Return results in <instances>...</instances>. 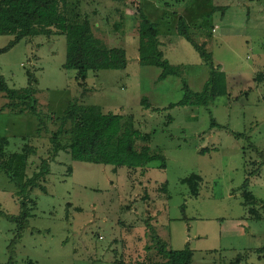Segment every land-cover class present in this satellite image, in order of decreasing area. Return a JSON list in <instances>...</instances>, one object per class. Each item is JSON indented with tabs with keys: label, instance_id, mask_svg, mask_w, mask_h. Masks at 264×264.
<instances>
[{
	"label": "rangeland",
	"instance_id": "rangeland-1",
	"mask_svg": "<svg viewBox=\"0 0 264 264\" xmlns=\"http://www.w3.org/2000/svg\"><path fill=\"white\" fill-rule=\"evenodd\" d=\"M139 9L158 25L164 59L182 68V78L160 81L159 68L139 64ZM80 11L106 45L126 50L128 67L90 72L82 88L77 72L63 69L64 36L28 38L0 54V76L11 89L27 88V72L35 74L44 120L38 135L37 117L0 112L8 153H19L26 143L38 149V156L10 161L16 181L31 178L46 158L59 126L51 117L78 102L131 116L137 130L152 135L150 147L167 167L114 168L60 153L46 192L37 188L30 195L36 206L27 203L28 225L17 243L19 189L0 172V264H155L159 240L173 251L189 244L194 264H234L239 256L241 264H264L256 253L264 249V210L262 219H253L242 188L250 178L249 192L264 205V167L249 177L251 164L260 161L254 148L264 152V80H257L264 77V0H82ZM180 16L227 76L228 95L208 108L169 109L185 99L184 84L201 93L210 77L197 50L176 32ZM12 39L0 36V49ZM143 98L159 111L144 108ZM7 103L0 94V110ZM212 118L228 129L213 128ZM193 175L203 180L197 197L183 184Z\"/></svg>",
	"mask_w": 264,
	"mask_h": 264
},
{
	"label": "trees",
	"instance_id": "trees-1",
	"mask_svg": "<svg viewBox=\"0 0 264 264\" xmlns=\"http://www.w3.org/2000/svg\"><path fill=\"white\" fill-rule=\"evenodd\" d=\"M81 4L82 0H0V36L13 38L5 48L0 49V54L7 53L28 38L64 36L67 40V59L63 69L77 72L80 87H87L90 72L126 70L128 67L126 50L109 47L96 36L97 28L89 16L81 14ZM137 18L139 20L137 27L139 64L159 68L160 81L172 76L182 78L184 75L182 68L172 66L164 59L160 49L158 25L152 22L141 9ZM214 30L215 28H212V34ZM177 33L197 50L209 68L210 77L201 93L193 92L183 83L185 99L169 106V109L195 106L208 108L218 97L228 95L227 76L214 64L204 45H199L192 38L187 23L181 16L177 23ZM27 76L28 87L23 90L11 89L4 77L0 76V94L9 101L0 112L10 110L17 115L31 114L37 117L38 135H40L44 120L37 99L38 81L33 72L28 71ZM257 80L262 81L264 77L259 76ZM141 105L148 110L159 111L152 108L146 98L141 100ZM51 118L53 122H58L59 126L49 138L50 149L45 155L46 158H41V163L33 176L22 184L16 181L10 161L17 160L19 155H23L26 160L32 156H38V149L26 143L19 153H8L10 142L8 138L0 136V172H4L12 182H16L19 189L16 195L21 200L23 209L18 221V234L13 243L20 241L27 228L29 219L27 203L30 202L34 207L36 206L30 199L31 193L37 188L46 192L44 184L50 175L51 163L56 161L60 153H66L78 162L114 168L127 167L145 171L146 167L153 162L161 163V169L167 167L165 157L154 153L150 147L152 135L137 130L131 116L105 113L99 105H84L78 102L69 105L61 116ZM211 125L213 128L228 129L220 126L214 118L211 119ZM234 135L236 138L246 137L245 134L234 133ZM22 139L27 141L28 138ZM254 150L259 155L260 161L251 164L253 170L249 172V177L260 175L264 167V152L258 148ZM202 181L201 177L193 175L185 179L183 184L189 187L193 197H197ZM249 186L250 178L242 186L245 190L243 206L248 208L249 215L253 219L260 220L263 216L259 211L264 210V205L249 192ZM0 216H4L2 211ZM12 220L15 221V219ZM12 250L11 247V254ZM256 253L260 255V258L264 257V249H258ZM156 256L159 262L155 264H194V251L189 244L183 250L173 251L159 240ZM241 262L242 257L239 256L234 264H241Z\"/></svg>",
	"mask_w": 264,
	"mask_h": 264
},
{
	"label": "crops",
	"instance_id": "crops-1",
	"mask_svg": "<svg viewBox=\"0 0 264 264\" xmlns=\"http://www.w3.org/2000/svg\"><path fill=\"white\" fill-rule=\"evenodd\" d=\"M177 19H178V18H177ZM175 23H176V25H175V26H176V28H177V22L175 21ZM176 32H177V29H176ZM214 33H215V32H214ZM127 58H128V57H127ZM138 60H139V58H138ZM105 113H106V112H105Z\"/></svg>",
	"mask_w": 264,
	"mask_h": 264
},
{
	"label": "built area",
	"instance_id": "built-area-1",
	"mask_svg": "<svg viewBox=\"0 0 264 264\" xmlns=\"http://www.w3.org/2000/svg\"><path fill=\"white\" fill-rule=\"evenodd\" d=\"M214 32H215V30H214Z\"/></svg>",
	"mask_w": 264,
	"mask_h": 264
}]
</instances>
